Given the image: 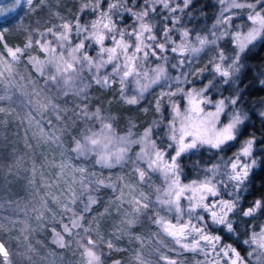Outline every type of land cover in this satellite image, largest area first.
I'll list each match as a JSON object with an SVG mask.
<instances>
[{
    "label": "snow or ice",
    "instance_id": "6c2138e0",
    "mask_svg": "<svg viewBox=\"0 0 264 264\" xmlns=\"http://www.w3.org/2000/svg\"><path fill=\"white\" fill-rule=\"evenodd\" d=\"M26 3L30 10L34 8L33 0ZM216 3L219 8L213 23L196 30L189 24L204 12L196 13L194 0H83L82 15L75 24L54 25L35 38L30 34L23 48L5 45L10 60L0 53V100L12 99L14 65L24 62L36 74L35 80L25 77L38 89L28 97L29 122L43 123L47 115L52 130H41L42 134L62 155L61 175L49 182L50 195L59 202L60 211L48 218L44 210L49 205L45 203L38 218L53 224V243L58 247L76 246L82 264H103L99 244H105L109 252L122 251L117 241L124 235L131 237L139 224L145 226L147 237L133 238L141 247L147 239L159 257L154 261L152 253L146 257L138 250L137 264H186L182 259L185 253L193 254L195 264H253V256L255 264H264V224L257 230L248 220L242 241L235 224L237 216L256 218L264 213V199L241 207L249 176L258 164L253 155L257 140L252 136L231 156L226 155L248 115L238 107V91L230 96L222 92V86L238 81L246 49L264 40V0ZM20 4L21 0L0 4V27L15 22L16 17H9ZM34 47L39 49L36 55L31 51ZM40 53L44 59L38 58ZM200 62L203 67L195 68ZM40 80L42 88H38ZM93 84L105 91L118 85L123 104L134 107L147 102L155 118L139 134L134 131L135 122L129 120L126 132L118 134L110 112L90 107ZM68 96L79 98L83 107L77 105L78 111L70 118L73 126L79 121L80 127L65 138L57 135L64 129L52 117L62 119L64 109L57 101ZM150 108L139 110L146 113ZM5 112L7 109L0 107V113ZM260 115L264 117V112ZM134 148L138 151L133 152ZM200 155H209L210 162L202 163ZM193 157L189 177L185 159ZM129 164L131 180H125L123 174L111 179L112 169L120 168L123 173ZM66 167L72 169L70 181L63 179ZM105 169L109 170L107 178ZM102 189H111L115 200L109 204H116L119 218L107 240L99 232L93 239V230L85 226L93 206L101 203ZM104 211L110 214L109 207ZM57 220L67 240L55 231ZM245 245L246 257L238 251ZM0 258V264H12L3 241Z\"/></svg>",
    "mask_w": 264,
    "mask_h": 264
},
{
    "label": "trees",
    "instance_id": "16d2710c",
    "mask_svg": "<svg viewBox=\"0 0 264 264\" xmlns=\"http://www.w3.org/2000/svg\"><path fill=\"white\" fill-rule=\"evenodd\" d=\"M33 4L34 8L30 10L26 1H21L20 6H17L16 11L9 17H16L15 22L6 27H0V36H2L0 52L6 57L8 56L5 45L23 48L29 41L30 34L34 38L38 37L39 33L47 28L59 26L64 22L75 23L77 16L82 15L80 9L83 0H33ZM218 8L216 0H194L196 13L203 9L204 14L197 15L189 27L196 30L206 29L213 23ZM87 17V13L83 14L84 19ZM31 51L39 52V49L34 47ZM210 54H204L203 62L207 61ZM241 59L244 67L238 81L235 85L222 86V89L230 94H236L238 91L240 94L238 107L248 115V120L241 126L238 140L233 142L226 154L236 152L241 142L252 136H255L257 140L253 155L258 164L249 176L248 189L245 198L241 201V207L247 208L253 201L264 199V163H260L264 162V117L260 115L264 112V84L261 83L264 80V40H258L250 45ZM26 60L27 54L24 57V61ZM203 62L195 64L194 67H203ZM13 68L18 74L20 88L14 87L11 101L0 100V107L7 109V112L0 113L3 117V122H0V223L3 224V228L0 229V241H3L8 248L12 264H82V258L76 246L73 244L71 248L58 247L53 243V224L44 222L43 217L38 218L40 209L45 203L49 205L44 210L48 218L52 217L53 212L60 211L59 202L53 200L50 195L53 190L49 182H55L61 175V169L58 166L61 164L62 155L55 144L43 134H39V132L42 133L41 130L44 133L52 130L47 123L48 116L42 118L43 123L38 124L34 120L29 122V108L26 106L28 97L38 89H33L30 81L25 77L30 76L32 80H35L34 70L31 65L25 67L24 62H21L19 66L14 65ZM42 87L43 81L40 80L38 88ZM2 94L0 92V95ZM89 96L92 110L100 106L111 113L118 133H125L129 120H132L137 126L134 131L139 134L155 118V113L147 102L134 107L123 104L119 97L118 85L115 90L105 91L93 84L89 89ZM66 100L67 103H65ZM57 103L64 109L61 113L62 119L57 121L53 116L52 120L64 129L63 133L57 132V135L67 138L70 132L74 133L80 127L79 121L73 126L70 118L74 116V111H78L77 105L83 107V102L77 97L68 96L60 97ZM141 107H149L150 110L145 113L139 110ZM69 143L70 141L65 144V147H68ZM69 154H71L70 149ZM195 159L196 157L185 159L186 175L189 177L192 175L191 168ZM212 159L215 157L213 156ZM200 160L202 163H209V155H200ZM130 169L131 167L125 168L123 173L120 168L112 169L111 179L115 180L118 175L123 174L125 180H131L132 178L127 175ZM103 175L107 178L109 170H103ZM123 185L124 181H121V187ZM124 191L128 193L129 189L125 188ZM99 195L101 203L93 206L85 226H90L93 230V239L96 238V232H99L107 240L113 227L119 225V218L116 204H109L110 200H115L111 189H102ZM106 207L110 208V214L105 213ZM125 208H127L126 205ZM248 220H251L258 230L259 225L264 224V213H258L256 218L239 216L235 218L241 241L249 228ZM55 231L61 232L65 235V239H68L67 234L62 232V225L58 220ZM144 235L147 236L145 226L139 224L132 229L131 237L124 235L122 240L117 241L122 251L109 252L106 245L102 244L105 251L102 257L103 264H111L115 260H120L122 264L128 261L135 256L138 247L141 246L140 241L133 237H144ZM225 239L227 240V237ZM146 240L141 250L147 257L151 247L147 245ZM246 248V245L238 247L245 257L247 256ZM165 251L170 257H175L174 253L167 252L166 249ZM151 253L150 258L157 261L159 254L156 257L154 251ZM192 256V253H185L182 259L186 261V264H195ZM252 262L255 264V260ZM159 264L163 262L160 261Z\"/></svg>",
    "mask_w": 264,
    "mask_h": 264
},
{
    "label": "rangeland",
    "instance_id": "374dc122",
    "mask_svg": "<svg viewBox=\"0 0 264 264\" xmlns=\"http://www.w3.org/2000/svg\"><path fill=\"white\" fill-rule=\"evenodd\" d=\"M21 1H26V0H21ZM11 2L14 3V0H9V1H6V2H2V1H0V4H4V3L11 4ZM237 11H241V10H237ZM242 11L246 14V13L248 12V9L245 8V9H243ZM86 19H87V18H86ZM75 23H76V21H75ZM75 23H72V24H75ZM0 53H1V52H0ZM37 53H38V52H32L33 55H36ZM38 58H40V59H44L45 56H44L43 53H40ZM4 59H5V60H10V57H6V56L4 55ZM0 68H3V65H0ZM12 72H13V77H14V79H13V85H14V87H18V88H20V84L18 83L19 78H17L18 74H17V72L15 73L14 68L12 69ZM26 85H28V83H26ZM224 86H225V85H224ZM222 92H223V95H224V96L234 95V94H230V92H226L224 89H222ZM213 96H214V98H219V94H218V93H214ZM45 116L47 117V115H45ZM221 119L223 120L224 118L221 117ZM34 121H35V120H34ZM39 134L42 135L41 132H39ZM118 134H124V133H118ZM135 151H138V148H134V149H133V152H135ZM226 155L231 156L232 154H226ZM78 163H79V162H78ZM206 163H207V162H206ZM190 164H192V163L190 162ZM128 167H131V164H129ZM72 176H73V173H72V169H71V167H66L65 169H63V178H64V177L67 178V179H65V180H69V181H70V180L72 179ZM113 179H114V178H113ZM157 183H159L158 180H157ZM144 237H147V236L144 235ZM146 241H147V240H146ZM147 245L151 247V248H150V253H151V251H154L153 244L147 242ZM97 247H98V249H99L103 254H105V251H104V248H103L102 244H99ZM138 250L142 252V250H141V246L138 247L137 251H138ZM137 251H136V252H137ZM238 251H240V250L238 249ZM154 253L156 254V257H157V256H158V253H156V252H154ZM240 253H241V252H240ZM241 256H243V255L241 254ZM102 257H103V255L101 256V259H102ZM255 259H256L255 256H253V257L251 258V260H255ZM119 261H120V260H119ZM111 264H113V263H111ZM123 264H137V261L135 260V256L131 257L128 261L124 262Z\"/></svg>",
    "mask_w": 264,
    "mask_h": 264
}]
</instances>
